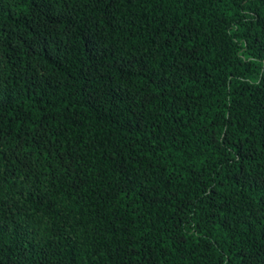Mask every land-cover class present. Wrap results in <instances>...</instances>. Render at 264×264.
Wrapping results in <instances>:
<instances>
[{"label": "trees", "instance_id": "obj_1", "mask_svg": "<svg viewBox=\"0 0 264 264\" xmlns=\"http://www.w3.org/2000/svg\"><path fill=\"white\" fill-rule=\"evenodd\" d=\"M0 264H264V0H0Z\"/></svg>", "mask_w": 264, "mask_h": 264}]
</instances>
